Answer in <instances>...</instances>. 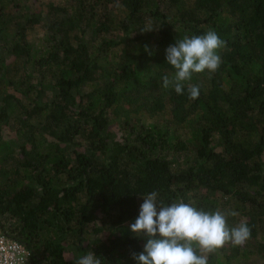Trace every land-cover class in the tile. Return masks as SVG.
Returning <instances> with one entry per match:
<instances>
[{"label": "trees", "instance_id": "trees-1", "mask_svg": "<svg viewBox=\"0 0 264 264\" xmlns=\"http://www.w3.org/2000/svg\"><path fill=\"white\" fill-rule=\"evenodd\" d=\"M209 29L220 68L163 88L167 47ZM152 191L251 229L208 264H264V0H0V230L27 264H135Z\"/></svg>", "mask_w": 264, "mask_h": 264}, {"label": "clouds", "instance_id": "clouds-1", "mask_svg": "<svg viewBox=\"0 0 264 264\" xmlns=\"http://www.w3.org/2000/svg\"><path fill=\"white\" fill-rule=\"evenodd\" d=\"M225 47L226 41L213 29L175 40L166 49V62L175 71L162 77L161 86L183 95L185 82L194 73H215L220 68V51ZM187 93L189 99H197L200 86L188 84ZM158 195L152 191L142 196L139 215L130 225L132 233L146 237L143 251L131 254L135 264H208L206 254L228 243L242 246L251 237L246 223L228 225L227 217L238 215L234 211H206L183 201L165 205L158 201ZM74 264H101V259L89 251L76 257Z\"/></svg>", "mask_w": 264, "mask_h": 264}, {"label": "built area", "instance_id": "built-area-1", "mask_svg": "<svg viewBox=\"0 0 264 264\" xmlns=\"http://www.w3.org/2000/svg\"><path fill=\"white\" fill-rule=\"evenodd\" d=\"M29 254L22 242L0 230V264H27Z\"/></svg>", "mask_w": 264, "mask_h": 264}, {"label": "rangeland", "instance_id": "rangeland-1", "mask_svg": "<svg viewBox=\"0 0 264 264\" xmlns=\"http://www.w3.org/2000/svg\"><path fill=\"white\" fill-rule=\"evenodd\" d=\"M44 35V30L41 27L35 26L28 34V38L33 41H38L42 36ZM135 35V34H134ZM132 35V36H134ZM148 121L155 122L157 124H165V125H170L173 128H176V130L179 133L185 134V131L183 128L172 124L169 122V115L168 113H165L164 115H159L158 117H152V118H147ZM207 255V254H206ZM241 264H261L260 260L257 259L255 255H252L250 257V262L248 261H243Z\"/></svg>", "mask_w": 264, "mask_h": 264}]
</instances>
